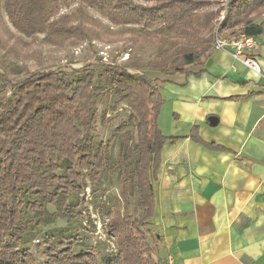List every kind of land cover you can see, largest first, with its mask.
I'll return each instance as SVG.
<instances>
[{
    "label": "trees",
    "instance_id": "1",
    "mask_svg": "<svg viewBox=\"0 0 264 264\" xmlns=\"http://www.w3.org/2000/svg\"><path fill=\"white\" fill-rule=\"evenodd\" d=\"M62 1L67 0H0L4 53L15 54V44H25L23 37L42 36L52 46L100 39L97 22L84 9L98 7L113 24L138 27L127 28L131 42L142 36L154 39L155 54L144 67L126 59H97L80 67L35 70L14 80L10 74L21 71L17 64L0 67V264H99L98 245L104 243H81L76 231L45 233L38 242L42 263L25 245L27 235L43 222L77 221L82 232H89L88 227L95 228L89 205L108 218L104 231L114 246L103 256L105 264H158L165 258L155 262L149 245L160 239L150 223L151 181L161 148L172 139L158 125L159 86L165 78L204 66L215 51L216 32L264 36V21L255 22L264 15V0H78L71 12L59 13ZM9 40L16 43L9 45ZM106 94L115 98L114 104L98 112ZM119 110L124 114L114 128L112 155L111 143L98 139L94 125L111 124ZM113 183L117 195L103 200Z\"/></svg>",
    "mask_w": 264,
    "mask_h": 264
},
{
    "label": "crops",
    "instance_id": "2",
    "mask_svg": "<svg viewBox=\"0 0 264 264\" xmlns=\"http://www.w3.org/2000/svg\"><path fill=\"white\" fill-rule=\"evenodd\" d=\"M255 39L260 73L215 50L159 86L158 124L172 139L151 181L150 223L174 264H264V36Z\"/></svg>",
    "mask_w": 264,
    "mask_h": 264
},
{
    "label": "rangeland",
    "instance_id": "3",
    "mask_svg": "<svg viewBox=\"0 0 264 264\" xmlns=\"http://www.w3.org/2000/svg\"><path fill=\"white\" fill-rule=\"evenodd\" d=\"M134 1L138 3L143 2V0ZM77 3L78 0H67L59 2L57 4L59 13L71 12L76 7ZM84 9L90 15V17H92L97 23H99V25L97 23H94L93 25L95 29L100 30V39H85L83 41L77 42L76 44L64 43L60 46H52L42 42V36H39L36 40H31L23 37L22 40L26 45L15 44V54L13 52L6 54L4 53L5 50L0 48V67L5 64L8 69H12L11 64H17L21 68V71L20 75H14L12 73L10 74V78L14 80L19 79L22 75L28 72H33L35 70L56 69L64 66L80 67L85 63L93 62L97 59H100L103 62L117 61L120 63L125 62L126 59V62L134 63L140 67H144V63L154 56L155 48L152 46V43L155 42L154 39L150 41L148 37L142 36V38H140V40H138L136 43H133L129 40V38L132 36V33L127 31V28H138L137 26L130 27L129 25H127L129 27H126L113 24L106 18L105 10L102 8L85 7ZM223 18L224 12H221L219 20H222ZM103 27L106 28V30H104ZM153 27H155V25H153L151 28ZM14 34L17 35L16 33ZM216 36L217 32L215 33V39ZM232 36L235 35L222 37L230 38ZM13 43L16 42H14L13 40L8 41L9 45H12ZM10 72H12V70H10ZM149 74L151 75V73ZM5 95H8V92ZM114 101L115 98L112 95H104L97 105L98 112H101L103 109H111ZM118 113L120 117L115 119L111 124L104 125L100 121H98L94 125V132L96 133L98 139L103 142L109 141V143H111L112 155L116 152V136L114 134V128L119 119L123 116L124 112H120L119 110ZM117 193V186L115 183H113L107 187L103 200H108L111 197L117 195ZM86 199H90L88 188L86 189ZM88 212L90 213V216L94 220L95 224V228L88 227L89 232H82L79 226L75 223L77 221L67 222L65 220H62L56 221L52 224L43 222L38 228L31 231L27 235L26 239L28 240V242L25 245L29 246V248L36 256L38 262L42 263L44 261V256L40 253L42 248L41 246H38V242L42 241L43 235L45 233L52 232L56 235L58 233L63 234L69 231H76V233L81 234L83 238V240L79 241L81 243H86V240L88 241L86 244L90 245H98L99 242L104 243V245H98L99 253L97 254V256L100 260L99 264H105L102 258L106 253L110 252L114 246L113 241L107 238L104 231L105 221H107L108 218H101L99 216L100 213L98 208H94L93 205L88 206ZM88 236L89 240L87 238ZM149 245L152 246L154 250L152 252V258L156 262L160 258V256L162 257L163 255L160 243L158 242L157 245L151 244L150 240ZM162 260L159 261L158 264H161Z\"/></svg>",
    "mask_w": 264,
    "mask_h": 264
},
{
    "label": "built area",
    "instance_id": "4",
    "mask_svg": "<svg viewBox=\"0 0 264 264\" xmlns=\"http://www.w3.org/2000/svg\"><path fill=\"white\" fill-rule=\"evenodd\" d=\"M256 47V39L244 33H239L230 38L217 35L214 44L215 50L227 51L234 60L239 61L249 70L260 73L259 61L257 57L252 54V51ZM161 264H174L173 258L167 255Z\"/></svg>",
    "mask_w": 264,
    "mask_h": 264
}]
</instances>
